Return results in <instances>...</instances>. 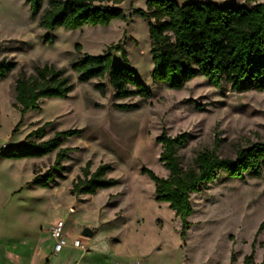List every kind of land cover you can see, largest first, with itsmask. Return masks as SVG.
<instances>
[{"label":"rangeland","instance_id":"374dc122","mask_svg":"<svg viewBox=\"0 0 264 264\" xmlns=\"http://www.w3.org/2000/svg\"><path fill=\"white\" fill-rule=\"evenodd\" d=\"M212 2L219 6L251 7L246 0H175ZM257 2H264L258 0ZM47 5L43 2V8ZM125 18L108 26H84L76 30H45L30 15L25 0H0V58L16 67L0 81V148L25 142L38 127L49 123L42 140L56 131L82 129L66 139L62 147H73L64 178L49 188L33 183L37 174L53 165L56 151L39 158H0V264H244L252 251L257 230L264 220V173L258 177L217 180L191 194L194 207L185 240L182 221L168 203L155 200L153 181L143 167L166 177L159 160L161 145L156 138L166 130L171 136L188 133L179 149L188 166L202 150L212 149L233 158L239 148L264 142V92H236L229 83L220 88L197 76L180 90L152 80L153 63L149 21L136 15L146 0H125L120 5ZM50 35L51 42L43 37ZM79 45L80 51L76 49ZM120 45L126 52L127 60ZM112 46V59L135 71L153 92L117 99L109 79L79 82L72 62L84 53L104 54ZM54 64L62 68L74 85L67 98H44L39 109L30 110L16 133L22 116L13 103L19 76L34 75L35 66ZM103 82L102 96L94 87ZM141 102L136 110H120L115 104ZM94 171L101 163L112 166L109 176L119 184L95 194L73 196L72 181L87 161ZM65 222L69 241L80 238L84 249L72 245L54 251L50 228ZM95 235L86 237L84 228ZM253 264L264 260V229L256 237ZM234 254L235 261L231 262Z\"/></svg>","mask_w":264,"mask_h":264},{"label":"trees","instance_id":"16d2710c","mask_svg":"<svg viewBox=\"0 0 264 264\" xmlns=\"http://www.w3.org/2000/svg\"><path fill=\"white\" fill-rule=\"evenodd\" d=\"M47 5L43 8V2ZM125 0H25L30 15L38 19L39 27L55 31L57 28L76 30L84 26H108L114 20L125 18L120 7ZM256 2L251 7L225 5L212 2L190 1L180 4L175 0H146L145 9L134 13L149 21L152 80L164 83L173 90L182 89L186 83L197 76H203L214 87L220 88L229 83L236 92L257 90L264 92V2ZM53 37L45 35L44 42ZM80 46L76 49L80 51ZM127 60L126 52L120 45ZM112 46L101 55L84 53L76 58L71 69L79 82L94 78L109 79L117 99L139 96L143 101L152 97L153 92L143 84L140 76L124 64L112 59ZM16 67V62L0 58V81L5 79ZM35 74L21 75L15 82V101L13 105L20 110L21 120L13 131L16 133L24 116L39 109L44 98H67L74 88L64 69L54 64L34 67ZM94 87L102 96L106 95L105 83ZM141 102L115 104L120 110H136ZM49 123L33 130L25 142L0 148L1 159L21 160L39 158L56 151L51 168L34 177L33 183L49 188L64 178L66 167L63 162L74 151L73 147H62L70 137L82 134V129L56 131L54 135L42 140ZM189 134L171 136L166 130L156 138L161 145L160 162L168 171L166 177L143 167L141 172L154 183L155 200L168 203L176 217L182 221L181 237L186 239L191 226L188 218L194 207L191 194L201 187L217 180L221 173L230 179H245L246 176L258 178L264 173V142H254L239 148L233 158L218 153L219 140L212 149L199 151L188 166H184L179 155ZM89 160L81 168V173L72 181L70 193L73 196L95 194L99 189L118 185V179L110 177V164L101 163L94 171ZM264 229L261 222L256 237ZM252 251L243 259L244 264L254 263V243ZM235 261L234 254L231 262ZM261 264H264V260Z\"/></svg>","mask_w":264,"mask_h":264},{"label":"built area","instance_id":"2783aa9c","mask_svg":"<svg viewBox=\"0 0 264 264\" xmlns=\"http://www.w3.org/2000/svg\"><path fill=\"white\" fill-rule=\"evenodd\" d=\"M50 233L52 238L55 240L54 251L56 253H60L64 250V248L72 245L75 248L84 249L82 244V240L80 238H75L71 243L69 241V235L65 230V222L62 220L57 221L50 228ZM136 264V263H132Z\"/></svg>","mask_w":264,"mask_h":264},{"label":"water","instance_id":"95a60500","mask_svg":"<svg viewBox=\"0 0 264 264\" xmlns=\"http://www.w3.org/2000/svg\"><path fill=\"white\" fill-rule=\"evenodd\" d=\"M82 234L86 237H93L95 235L94 231L91 228H84Z\"/></svg>","mask_w":264,"mask_h":264},{"label":"crops","instance_id":"0c3cea01","mask_svg":"<svg viewBox=\"0 0 264 264\" xmlns=\"http://www.w3.org/2000/svg\"><path fill=\"white\" fill-rule=\"evenodd\" d=\"M69 234V233H68ZM70 243H71V241H70Z\"/></svg>","mask_w":264,"mask_h":264}]
</instances>
